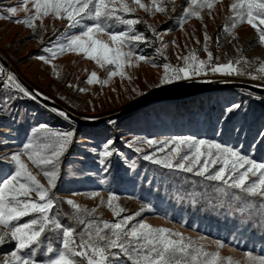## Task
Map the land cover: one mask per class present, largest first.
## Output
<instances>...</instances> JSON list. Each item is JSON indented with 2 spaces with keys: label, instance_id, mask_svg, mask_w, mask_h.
I'll use <instances>...</instances> for the list:
<instances>
[{
  "label": "rangeland",
  "instance_id": "374dc122",
  "mask_svg": "<svg viewBox=\"0 0 264 264\" xmlns=\"http://www.w3.org/2000/svg\"><path fill=\"white\" fill-rule=\"evenodd\" d=\"M126 2L136 11L129 14L123 12L118 14L125 19H139L141 23L134 25L135 32L146 38L145 42H132V50L135 54L132 63H138V66H125L123 69L131 77L130 80L121 79L117 75L112 77L107 85H102L99 82L88 84L86 81L92 72H96L99 80L102 81L108 79L107 71L92 60L85 59L82 54L65 52L52 58L51 52L46 51V49L58 51L60 45L67 44L70 37L79 35L85 29V26L92 25L94 21L84 19L80 26L69 28L67 20L53 19L49 16L44 18L43 28L39 26L40 21L36 20L34 30L15 22L26 19L30 14L23 8L22 0H0V17H5L0 18V58L9 67L12 66L11 68L15 70L18 77L38 93L57 103L67 112L86 121H94L98 118L124 112L154 97L182 95L198 88H209L224 83L240 82L264 88V72L259 71V68L264 66V46L259 42L256 29H253L247 23H243L232 30L231 34L225 31L226 27L231 29L233 23L229 8L234 0H218L214 9L210 11L208 8H204L200 12L202 20L190 17L186 23H183V13L189 7V0H164L167 13L156 12L154 15L139 9L137 5L131 3V0H126ZM142 2L145 5H150L151 0H142ZM13 7L18 9L15 16H12L9 11ZM27 8L31 9L32 4L29 3ZM256 23L259 28L264 29V25H261L259 21H256ZM128 28V25L122 23L121 25H114L112 29L108 28V31L119 33L127 31ZM152 29L155 30L156 35L153 34ZM205 32L210 37L206 43L208 50L213 55L211 65H224L231 61L233 66L242 74L227 76L219 73L213 74L211 67L206 66V75H193L189 80L180 79L171 84L161 85V78L164 75L163 65L184 66V61L178 59V56H188L192 51H195L199 60L208 61L207 53L203 50ZM157 36H159V39ZM100 38L108 41L107 36ZM165 45H167L166 48ZM123 50L128 51V49ZM137 55L147 57L149 62H137L135 60ZM39 57H45L50 62L45 64ZM152 65H156V67ZM113 67L112 65H106V68ZM0 69L3 70L0 72V179L14 171L15 165L10 158L13 154L21 152L25 144L29 143L30 140H34L37 145L45 142L43 129L37 133H33V129L46 125L56 132L73 131L72 142L67 145L62 155L56 160L59 171L56 187L50 190L54 207L50 210L49 215L64 228H72L63 224L54 212L55 204L60 206L59 201L65 205V209L74 215L78 242L81 234L85 232L87 223L103 228V222L105 221L116 223L123 217L133 216L134 219L130 221L129 228L138 223H146L153 228H166L173 232H180L185 237L197 241L196 246L203 244L204 250L207 252L218 250L215 244L218 239L169 221L159 215L147 201L129 192L133 173H141L142 170L139 167L142 165H152L165 171L187 174L206 180L193 174L195 168L193 173L180 172L163 168L143 159L144 155L153 153H155L154 158H162L175 146H169L165 152H160L157 150L159 145L149 146L142 142L146 140L164 141L174 136H187L219 143L222 146L236 150L240 155L257 164L264 163L246 156L234 146L223 144L220 142V136L218 138H207L203 135L195 136L183 133V130L177 129L174 125L175 122L168 119L166 113L162 112V110H165L162 104L170 101L151 102L119 118L104 122L98 127L88 128L76 125L60 116L58 111L43 105L26 89L28 95L20 92L15 87V84H19L15 76L1 62ZM8 76L14 77L15 84L8 80ZM252 76L257 78L252 79ZM20 87L22 86L20 85ZM80 89H85V91H80ZM214 93L217 92L208 94ZM196 97L198 99L199 96L191 98ZM185 115L191 116L192 120L198 123L201 133L206 131L205 128L201 127L203 118L196 110L187 112ZM227 117L226 112L223 122ZM81 129L92 131L86 132ZM218 131H221L220 126ZM108 140L113 141L110 146L113 155L101 163L100 153ZM133 141H136V143L129 147V144ZM137 147L141 148L140 152L135 151ZM202 151H206V149H202ZM21 159L28 164L29 170L36 175L39 182L45 188H48L47 179L39 169L28 161L27 156L22 155ZM177 162L178 159L173 160V163ZM201 163H203V158ZM221 166L217 163L215 167L210 169V172H214ZM246 167L248 166L246 165ZM112 168H114L116 176L114 182L123 192L112 190L113 186L110 185ZM244 170L243 168L239 169L237 175ZM257 179L258 174L253 176L252 173H249L247 176L248 183ZM209 182L224 185L222 181ZM231 183L232 181H229V184ZM224 186L228 187L227 185ZM91 193H99V195L90 198ZM110 195L117 197L116 200H113V205L118 204L125 209L120 217L114 216L107 207ZM32 199L39 200L35 193L32 194ZM68 200H72L81 209L95 210L92 215L80 214L81 218L85 220V224L77 223L75 218L77 213L75 209L66 203ZM55 201L58 203H55ZM102 201L104 204L101 203ZM136 213H139V215H136ZM33 218L38 217L33 214L23 217L19 221H14L13 224L18 226ZM49 227L51 228V226ZM53 231L59 239V246L55 250L58 251L62 248V232L60 230ZM104 234L110 235V231L105 230ZM202 237H206V239H201ZM219 241L225 245V247L219 249L220 256L225 264H227V258H231L234 264L235 262L250 264L248 258L244 255L250 251H240L222 240ZM15 243L11 240L10 233L5 237L4 243H0V264H2L4 258L10 257L11 252L16 250ZM109 251L118 252L116 249H110ZM251 253L257 257L264 256L256 252ZM50 258H54V255L52 254ZM48 259L36 262L37 264H46ZM76 259L79 260V258ZM110 260L111 264H130L127 257L122 254L110 257Z\"/></svg>",
  "mask_w": 264,
  "mask_h": 264
},
{
  "label": "snow or ice",
  "instance_id": "6c2138e0",
  "mask_svg": "<svg viewBox=\"0 0 264 264\" xmlns=\"http://www.w3.org/2000/svg\"><path fill=\"white\" fill-rule=\"evenodd\" d=\"M217 2L218 0H189V7L183 13V23H186L190 17L202 20L200 12L204 8L211 11ZM29 3L32 4L31 9L27 8ZM131 3L153 15L156 12L167 13L164 0H151L150 5H145L142 0H131ZM22 5L30 14L26 19L15 22L34 30L36 20L40 21L39 26L43 28V20L49 16L53 19L67 20L69 28L80 26L84 19L94 21L92 25L85 26L79 35L70 37L67 44L60 45L58 51L46 49V51L51 52L52 58L65 52L82 54L85 59L92 60L107 71L108 79L102 81L99 80L96 72H92L86 81L88 84L99 82L102 85H107L111 78L117 75L121 79H131L123 69L125 66H138V63H132L135 55L132 50V42H145L146 38L135 32L134 25L141 23L139 19H125L118 14L119 12L129 14L136 11L135 8L129 6L126 0H22ZM9 11L12 16H15L18 9L13 7ZM229 11L232 13L233 23L231 29L226 27L225 31L231 34L232 30L240 24L247 23L256 29L259 42L264 46V29L259 28L256 23L259 21L261 25H264V0H234ZM112 18L128 25V30L119 33L109 32V25L106 22ZM152 31L156 35L155 30L152 29ZM102 36H107L108 41L101 39ZM157 38L159 39V36ZM209 39L210 37L205 32L203 50L207 53V62L199 60L195 51H192L188 56H178V59L184 61V66L163 65L164 75L161 78V85L171 84L180 79L189 80L193 75H206V66L211 67L213 74L219 73L225 76L242 74L233 66L231 61L224 65H211L213 55L208 50L206 43ZM164 47L166 48L167 45ZM123 49H128V51ZM39 59L43 60L45 64L50 62L45 57H39ZM135 60L137 62H149L147 57L139 55L135 56ZM237 63L239 62L237 61ZM106 65L114 67L106 68ZM152 66L156 67V65ZM2 71L0 69V72ZM53 71L55 73V68ZM259 71L264 72V66L260 67ZM251 78L256 79L257 77L252 76ZM8 80L15 84L14 77L8 76ZM69 86L71 87V85ZM15 87L28 95V92L19 84H15ZM80 91H85V89H80ZM58 114L68 119L65 113L59 112ZM41 129L45 133V142L37 145L34 140H30L29 143L25 144L21 152L13 154L10 158L15 165L14 171L0 179V230H7L0 231V243H4L5 237L9 233L11 240L16 242V250L11 252L10 257L4 258L2 264H37L36 260L33 259L36 255L35 249L42 243L41 236L46 230H60L62 232V248L54 251L49 246L47 252L53 254L54 258H49L46 264H111L110 257H115L118 254L127 257L130 264H225L219 252V249L225 247L223 242L215 241L218 250L207 252L204 250L203 244L196 246L197 241L185 237L180 232H173L166 228H153L146 223H138L129 228L130 221L134 219L133 216L123 217L116 223L105 221L103 228L87 223L85 232L81 234L78 242L75 229L64 228L49 215L50 210L54 207L50 190L56 187L59 171L56 160L62 155L67 145L72 142L74 132H56L46 125H41L39 128L33 129V133L40 132ZM112 143V140H108L104 144L103 151L100 153L101 163L113 155L110 150ZM135 143L136 141H133L129 147ZM142 143L149 146L159 145L157 150L160 152H165L169 146H175L162 158H154L155 153L144 155L143 159L149 160L153 164L169 170L189 173H193L195 168L193 174L196 176H201L208 181H222L229 188L239 189L240 192L252 197H260L264 201V164H257L232 148L187 136H174L164 141L146 140ZM202 149H206V151H202ZM135 151L140 152L141 148L137 147ZM22 155H26L28 161L44 175L48 181V188H45L36 175L29 170L28 164L21 159ZM202 158L203 163H201ZM177 159L178 162L173 163V160ZM217 163L222 166L214 172H210V169L215 167ZM246 165L248 167L245 168ZM242 168L245 170L237 175L238 170ZM249 173H252L253 176L258 174V179L248 183L247 176ZM229 181L232 183L229 184ZM33 193L39 200L32 199ZM97 195L99 193H91L90 198ZM236 198L239 199V196L236 195ZM116 199L117 197L110 195L107 207L114 216L120 217L125 209L118 204L113 205L112 202ZM66 203L75 209L77 213L75 218L79 224L86 223L81 218V213L92 215L95 211L81 209L72 200H68ZM101 203L104 204L103 201ZM260 207L264 209V203ZM33 214H36L38 218H33L18 226L13 224L14 221H19L21 218ZM105 230H109L110 235L104 234ZM85 237L87 238L85 239ZM201 239H206V237ZM110 249H116L118 252H110ZM244 255L250 264H264V256H253L251 252H246ZM227 264H234V262L231 258H227ZM235 264H239V262H235Z\"/></svg>",
  "mask_w": 264,
  "mask_h": 264
},
{
  "label": "trees",
  "instance_id": "16d2710c",
  "mask_svg": "<svg viewBox=\"0 0 264 264\" xmlns=\"http://www.w3.org/2000/svg\"><path fill=\"white\" fill-rule=\"evenodd\" d=\"M106 23L111 29L122 24L114 18ZM195 99L197 97L165 102L162 112L183 133L207 138L220 136L223 144L234 146L246 156L264 163V97L244 91H221L199 96L197 102ZM195 110L203 118L201 127L205 128L204 133L191 116L185 115ZM226 112L228 117L223 122ZM139 169L142 172L133 173L129 192L147 201L159 215L189 230L222 240L237 250L264 255V209L260 207L264 201L260 197L152 165H142ZM110 175L112 190L123 192L114 182V168ZM59 205L55 204L56 217L77 231L74 215L60 201ZM41 241L33 257L37 262L50 258L49 246L54 251L59 246L53 230H46Z\"/></svg>",
  "mask_w": 264,
  "mask_h": 264
},
{
  "label": "water",
  "instance_id": "95a60500",
  "mask_svg": "<svg viewBox=\"0 0 264 264\" xmlns=\"http://www.w3.org/2000/svg\"><path fill=\"white\" fill-rule=\"evenodd\" d=\"M0 62L3 64V66L9 68V70L13 73V75L15 76L18 83L24 89H26L29 93H31V95L35 99H37L39 102H41L43 105H45L49 108H52L58 112L65 113L68 117V120L75 123L76 125H79L82 127H88V128L98 127V126L102 125L104 122L119 118V117H121L125 114H128V113H130L136 109H139V108H141V107H143V106H145L151 102L180 100V99H186V98H191V97H195V96H201V95H205V94L212 93V92H218V91H244V92H248V93H251V94H254L257 96L264 97V88L255 87L253 85L246 84V83H240V82L224 83V84H220V85L209 87V88H205V87L198 88V89H195L189 93L182 94V95H175V96L164 95V96L154 97V98L146 100V101H144V102H142V103H140V104L124 111V112H121V113H118L115 115H111V116H107V117L98 118L94 121H86V120H83V119L67 112L57 103L50 101L49 99H47L46 97H44L43 95L38 93L30 85H28L21 78H19L17 73L15 72V70L13 68L9 67V65L6 62H4L1 58H0Z\"/></svg>",
  "mask_w": 264,
  "mask_h": 264
},
{
  "label": "bare ground",
  "instance_id": "6f19581e",
  "mask_svg": "<svg viewBox=\"0 0 264 264\" xmlns=\"http://www.w3.org/2000/svg\"><path fill=\"white\" fill-rule=\"evenodd\" d=\"M10 66H11V64H10ZM12 67V66H11Z\"/></svg>",
  "mask_w": 264,
  "mask_h": 264
}]
</instances>
